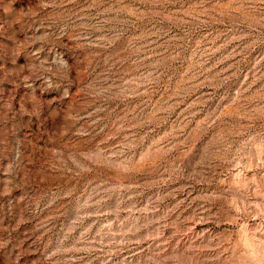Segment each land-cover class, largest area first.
I'll use <instances>...</instances> for the list:
<instances>
[{
  "label": "rangeland",
  "instance_id": "1",
  "mask_svg": "<svg viewBox=\"0 0 264 264\" xmlns=\"http://www.w3.org/2000/svg\"><path fill=\"white\" fill-rule=\"evenodd\" d=\"M0 264H264V0H0Z\"/></svg>",
  "mask_w": 264,
  "mask_h": 264
}]
</instances>
